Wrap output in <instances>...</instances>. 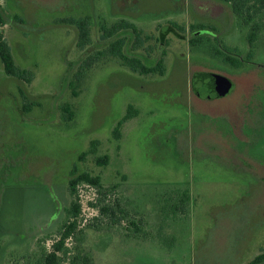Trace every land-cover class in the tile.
<instances>
[{
	"label": "rangeland",
	"instance_id": "obj_1",
	"mask_svg": "<svg viewBox=\"0 0 264 264\" xmlns=\"http://www.w3.org/2000/svg\"><path fill=\"white\" fill-rule=\"evenodd\" d=\"M0 4L13 20L0 33L16 64L33 72L29 82L9 76L0 59V264H37L72 200L81 203L82 240L67 245L94 264H251L264 251V32L252 61L238 68L190 46L205 33L245 58L248 28L220 0ZM86 16L89 52L106 48L103 24L126 19L149 36L136 53L148 64L163 56L166 73H137L110 54L78 72L86 49L65 20ZM173 22L185 30L161 38ZM198 22L209 27L192 31ZM194 71L235 83L200 99ZM129 105L138 113L117 135ZM105 155L108 164L99 165ZM75 169L99 175L101 186L80 182L72 196ZM185 190L190 201L174 213ZM104 206L111 209L101 212Z\"/></svg>",
	"mask_w": 264,
	"mask_h": 264
},
{
	"label": "trees",
	"instance_id": "obj_2",
	"mask_svg": "<svg viewBox=\"0 0 264 264\" xmlns=\"http://www.w3.org/2000/svg\"><path fill=\"white\" fill-rule=\"evenodd\" d=\"M226 3H230L233 13L236 16L239 23L244 27L248 28L246 35L247 42L249 44V51L245 58H240L235 56L237 49L229 46H222L218 43L216 38H213L207 34H197L190 38V46L193 51L204 52L211 56L212 58L218 59L224 63L230 64L233 67H242L244 63H248L252 60L256 47L257 41L262 32H264V0H220ZM14 18L22 21L19 15H14ZM90 16L81 18H66L65 21L75 25L79 30L78 46L82 49H86L82 56L80 57V69L78 72L82 71L83 68L90 67L96 60L100 59L106 54L118 57L126 65L132 68L133 71L140 74H160L164 75L166 72V66L164 58H160L154 64H148L145 62L143 57L137 55L129 56L125 53V45L128 42L127 37L121 35L125 29L131 28L136 33V39L133 41V49H139L144 44V40L148 39L149 36L144 34L142 29H139L135 24L127 20H120L113 23L110 26L102 25V36L103 39L108 42L105 49L99 50L93 54L94 49L89 52V45L92 43L91 34V22ZM12 18L9 19L6 11L0 4V25H5L7 23H12ZM175 27L185 30L184 27L174 23ZM209 27L205 23H195L190 25V29L195 31L197 29H204ZM172 28H168L162 33V36L166 37ZM196 32V31H195ZM88 47V48H87ZM90 49V48H89ZM0 59L3 63L5 73L9 76L23 79L26 81H31L33 77V72L27 68H22L18 66L12 55L10 45L3 34L0 33ZM90 60V61H89ZM77 63H79L77 61ZM76 63V64H77ZM200 76V74L195 73ZM66 112L69 114L68 118L71 119L73 113L68 105L64 107ZM23 111H28V107L23 109ZM138 111L129 105L127 113L118 122L115 133L120 135V127L125 121L137 115ZM109 161V156L105 155L98 158L97 163L99 165H107ZM77 170H73L72 174H76ZM80 182L87 183L93 186H101V178L99 175H92L89 172H81L76 174L75 177L70 179L69 189L72 196L77 192V184ZM190 201L189 191H184L180 195L178 201L171 205V210L177 213L178 210L183 211V205ZM111 208L109 206H104L101 208V212H108ZM66 218L59 228V236L55 239L52 244L51 250H47L45 247L42 248L39 258L37 259V264H64L67 256L75 252L73 258H71L72 264H94L93 259L89 254H84V251L77 246L69 247L67 245L68 239H76V241H81V230L77 229L78 221L77 218L81 213V203L72 200L70 205L65 208ZM80 235V236H79ZM79 259L80 262L78 261ZM251 264H264V251L259 254Z\"/></svg>",
	"mask_w": 264,
	"mask_h": 264
},
{
	"label": "flooded vegetation",
	"instance_id": "obj_3",
	"mask_svg": "<svg viewBox=\"0 0 264 264\" xmlns=\"http://www.w3.org/2000/svg\"><path fill=\"white\" fill-rule=\"evenodd\" d=\"M121 20H126V19H121ZM127 21H129V20H127ZM117 22V21H116ZM131 22V21H130ZM115 23V22H114ZM133 24H135L134 22H132ZM174 23L175 22H173V24H172V26H167V27H165L164 28V30H162L161 31V38H165L164 36H162V33L163 32H165L168 28H172V30L171 31H173V29H174V27H175V25H174ZM104 25V24H103ZM136 26H137V24H135ZM138 27V26H137ZM139 28V27H138ZM189 28H190V26H189ZM78 29V28H77ZM140 29V28H139ZM170 33V32H169ZM168 33V34H169ZM197 34H205V33H199V32H196ZM78 34H79V30H78ZM167 34V35H168ZM121 35H123V36H126L127 37V40H128V42L126 43V45L124 46L125 47V53L127 54V55H129V56H132V55H137V56H139V57H143L144 59H145V62L146 63H148V61H150L151 59L148 57V56H144V55H142V54H138V53H136V51H137V49L136 50H134L133 49V41L136 39V33L131 29V28H129V29H125L122 33H121ZM208 35V34H207ZM210 36V35H209ZM189 42H190V39H189ZM82 56V55H81ZM160 58H164L163 56L162 57H159V58H157L156 59V62L160 59ZM121 60V59H120ZM122 61V60H121ZM252 61V60H251ZM250 61V62H251ZM123 62V61H122ZM152 62V61H151ZM81 63V62H80ZM124 63V62H123ZM150 63V62H149ZM79 64V63H78ZM80 65V64H79ZM124 65L125 66H128V65H126L125 63H124ZM129 67V66H128ZM131 70H132V68L131 67H129ZM238 68H240V67H238ZM198 72V74H200V76H197V78H198V81H200L199 83H200V85H195V86H193L194 87V93H195V95L198 97V98H200V99H206V98H214V97H211L209 94H211V93H213V91H215V89H216V83H215V78H213V81H211V82H209L207 79H208V76L209 75H207L206 74V72H202V71H194L193 73L195 74V73H197ZM166 73V72H165ZM192 75V79H194V76L195 75ZM224 76V75H223ZM226 77V76H225ZM207 78V79H206ZM210 78V77H209ZM212 78V77H211ZM230 78V77H229ZM231 79V81H232V86L234 85V80L232 79V78H230ZM199 87H201V88H199ZM199 90H201V92L199 91ZM200 92V93H199ZM204 95V96H203Z\"/></svg>",
	"mask_w": 264,
	"mask_h": 264
},
{
	"label": "water",
	"instance_id": "obj_4",
	"mask_svg": "<svg viewBox=\"0 0 264 264\" xmlns=\"http://www.w3.org/2000/svg\"><path fill=\"white\" fill-rule=\"evenodd\" d=\"M212 78H215L216 89L213 93L209 94L211 97L224 95L232 88V81L229 77H225L223 75H212Z\"/></svg>",
	"mask_w": 264,
	"mask_h": 264
}]
</instances>
